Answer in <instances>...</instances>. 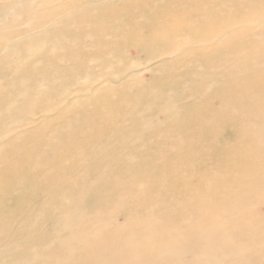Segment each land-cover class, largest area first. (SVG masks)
<instances>
[{"label": "bare ground", "instance_id": "obj_1", "mask_svg": "<svg viewBox=\"0 0 264 264\" xmlns=\"http://www.w3.org/2000/svg\"><path fill=\"white\" fill-rule=\"evenodd\" d=\"M49 1L0 0L1 20L29 25L0 34L10 54L0 58V108L16 109L11 122L9 108L0 115V264H264V0H71L62 17ZM233 20L241 39L192 52L184 78L168 61L163 76L126 82L98 105L94 93L77 97L51 138L48 121L6 138L32 110L55 109L87 57L117 74L110 63L141 46L203 43Z\"/></svg>", "mask_w": 264, "mask_h": 264}, {"label": "rangeland", "instance_id": "obj_2", "mask_svg": "<svg viewBox=\"0 0 264 264\" xmlns=\"http://www.w3.org/2000/svg\"><path fill=\"white\" fill-rule=\"evenodd\" d=\"M71 0H50L47 4L51 11H55L58 15V17L64 16L66 13L63 12L62 7L65 3L69 2ZM136 0H116L112 3V7H115L118 4L121 3H127V2H133ZM162 4V1L160 2ZM87 6L84 5L83 9L87 10ZM11 9V10H10ZM10 11H14L15 9L10 8ZM175 10L178 9V7L174 8ZM195 9V8H194ZM73 11V10H72ZM4 12H8V9H4ZM9 14V13H8ZM21 20H23L22 13ZM2 17V16H1ZM188 24H194L198 22L199 16L195 12H191L188 14L187 17ZM9 20V19H7ZM6 19L1 20L0 19V34L1 32L4 33H13L17 30H23L25 28H28L29 25H27L26 22L18 21V23H15V25H9L10 22H7ZM2 21V22H1ZM27 27H26V25ZM32 26V25H31ZM56 27L58 26L55 25ZM86 26V29L88 30L90 28V24L88 22L83 23V27ZM240 31V22L239 21H231L226 24V26L217 31L214 36H212L210 39L206 41L191 43V44H181L179 45L175 50L171 47H166V44L163 42H158L153 49L147 48L145 46H141L142 48H139L135 51V53L130 52L128 53V57L121 59V60H114L112 63H110V66L108 70L110 71H119L117 74L114 72L112 74H108L107 72L101 71V62L102 59L96 56H89L85 59V68L81 73H79L72 83L70 84L68 88V92L65 94V96L59 101L56 108L51 111H46L44 109H35L32 110L27 115V120L22 123H14L9 126L8 134L6 138L8 140H12L13 138L17 137L18 135H21L23 133L31 132L40 127L44 122L48 121L47 123V130L43 131V137L42 138H51V130L58 127L62 129V124L65 123L66 118L61 120L60 113L62 109L75 100L77 97L80 96H90L91 94H95V97L90 96L89 101L90 102H96V105L100 103L103 99L106 97H109L116 93L117 89L120 88L123 84L126 82L130 83H138L143 84L147 83L151 80L152 77H161L164 75V66L168 62V65H172L175 68V73L179 74L181 78H184V73L186 70L190 69L192 67V64L194 61H196L200 55H192L193 53L199 52V51H209L213 49V47L216 45V43L226 37L227 34L233 33L236 37L235 40L239 41L241 38L238 35ZM24 34L23 32H18L17 36L14 37L11 41H14L18 36ZM247 39V38H245ZM91 37L85 36L84 42L90 43ZM22 42V41H20ZM53 43H49V47L52 48ZM192 44H195L196 47L201 48L197 49L192 46ZM0 52V58L2 57H8L9 55L6 51ZM91 50V45L88 44L87 48L85 49L86 52H89ZM52 56L60 57L61 52L54 48L51 50ZM133 55V56H132ZM112 54L108 53L107 57L109 59L112 58ZM228 65H231V60L228 59ZM118 63H121L122 65L117 68ZM196 64V63H195ZM4 70V69H3ZM88 70L89 74L86 73ZM121 70L123 71L121 73ZM2 73H0L1 75ZM109 75V77H105V75ZM261 75V73H260ZM137 85V84H136ZM29 90L36 91L37 87L34 85L29 86ZM208 92V90H206ZM131 94L134 96V103L132 106V110L137 112L142 105L143 96L140 93V96L136 94V88H133L131 90ZM192 97V96H191ZM189 97V98H191ZM186 96L182 98V102H188L192 100H186ZM115 103H121V105H125L126 103L120 101L119 98H115L114 100H111ZM31 103L30 98H28V101L25 103V106L28 107ZM15 105L11 102H4L0 108V115H2V111L5 108H9V116H6V119H9L13 113H15L14 109ZM205 107V106H204ZM203 108V107H202ZM4 114V113H3ZM4 116V115H3ZM10 122L14 120V116L11 117ZM199 118V112L196 115V120L198 121ZM6 119L2 118V122H4ZM119 119V118H118ZM117 120V119H116ZM119 123L121 124H127L128 120H120ZM185 120L181 119L180 124H184ZM0 124L1 120H0ZM36 137V135H35ZM46 139V140H47ZM103 139V138H102ZM2 141H0L1 146ZM22 152L16 153V156L21 155ZM72 161H79V156L75 155V157L71 158ZM208 161L212 160L211 158L207 159ZM79 171L85 170L82 165L78 167ZM84 179L92 180L94 173L91 170H86L85 172L81 173ZM184 176L179 177L180 181L184 180ZM34 203L40 202V197L38 195H35L33 197ZM87 205L86 201H83L80 203V208L85 209Z\"/></svg>", "mask_w": 264, "mask_h": 264}]
</instances>
